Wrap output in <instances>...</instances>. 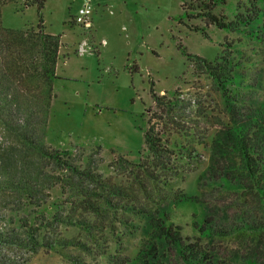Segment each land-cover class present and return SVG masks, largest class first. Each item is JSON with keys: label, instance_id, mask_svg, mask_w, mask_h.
Returning a JSON list of instances; mask_svg holds the SVG:
<instances>
[{"label": "trees", "instance_id": "1", "mask_svg": "<svg viewBox=\"0 0 264 264\" xmlns=\"http://www.w3.org/2000/svg\"><path fill=\"white\" fill-rule=\"evenodd\" d=\"M45 1L0 0V89L23 87L25 92L21 94L17 88L13 99L1 94L0 105L11 113L15 104L26 116L23 126L16 128L19 151L13 153L11 143L0 147V264H29L41 252L58 254L65 264H86L81 254H100L104 264H169V250H174L183 264H214L211 254L183 237L170 218L173 210L195 200L178 185L207 146L197 140L187 123L196 129L197 119L208 114L202 107L198 110L197 103L180 97V90L161 95L150 83L155 108L146 120L143 147L134 159L111 153L109 163L104 164L98 158L100 147L88 154H74L73 148L48 149L35 134L41 127L33 117H40L44 125L54 97L52 82L60 48L59 36L48 33L44 26L41 12ZM230 1L233 11L228 15L225 7ZM17 3L18 12L35 8L33 29L3 26L2 8ZM181 9L187 22L202 24L184 25L204 38H208V27L238 34L253 45L264 37V0H196L182 4ZM221 48L212 62L185 56L195 65L197 77L212 83L225 109L238 113L233 97L244 87L242 52L232 40H224ZM200 87L198 81L195 89ZM35 108L43 110L45 117L35 115ZM186 110L190 116H185ZM257 110L264 120V97ZM252 124L258 125V121L224 126L223 132L210 139V146L213 152L224 149L236 158L231 164L247 180L264 219V162L256 152V138L249 135ZM258 129L264 132L261 126ZM218 185L231 189L226 178H220ZM69 229L79 240L77 236L61 237ZM139 233L143 239L140 247L135 251L130 248L120 259L122 243ZM106 240L114 246L112 254L118 256L104 246Z\"/></svg>", "mask_w": 264, "mask_h": 264}, {"label": "rangeland", "instance_id": "2", "mask_svg": "<svg viewBox=\"0 0 264 264\" xmlns=\"http://www.w3.org/2000/svg\"><path fill=\"white\" fill-rule=\"evenodd\" d=\"M195 1L92 0V28L83 31L72 22L82 0H46L41 16L47 32L59 36L60 48L52 82L54 97L44 125L36 115L41 113L44 118L43 110L35 108L33 121L41 127L35 134L40 135L48 149L73 148L74 154H88L100 147L98 158L104 164L109 163L111 153L134 159L143 147L146 120L155 108L150 83L155 93L161 95L180 90V97L191 104L197 103L198 110L202 107L208 114L197 119L196 129L187 123L191 131L194 129L197 140L207 146L178 185L195 200L173 210L171 221L189 242L211 254L214 264H264L261 208L247 180L231 164L236 158L228 156L224 149L213 152L210 146V139L223 132L224 126L254 119L258 125L250 126L249 135L256 138L255 149L264 162V132L258 129V126L264 128V120L257 110L264 97V37L260 44L253 45L240 39L238 34L208 27V38H204L184 25L202 26L198 20L187 22L181 9L182 4ZM232 4L230 1L225 7L228 15L232 14ZM19 6L17 3L2 8L3 26L33 29L37 23L35 8L18 12ZM82 40L87 41L93 53L78 55L77 45ZM102 40L106 42L104 46H100ZM224 40L236 43L237 50L242 52L241 57L236 56L245 65L240 72L244 87L238 88L233 97L238 113L225 109L212 83L197 77L195 65L188 63L185 56L212 62ZM6 65L9 74L11 61ZM198 81L201 87L195 89ZM17 88L25 95L23 87ZM17 88L0 89V95L7 94L13 99ZM11 108L12 114L0 105V147L11 143L13 153H17L21 147L16 128L23 126L26 116L15 104ZM190 115L187 111L185 116ZM220 178H226L231 189L219 186ZM238 185L239 189L234 190ZM204 219L207 224L203 223ZM76 236L71 229L61 233L67 239ZM142 241L140 233L124 241L119 258L124 259L130 248L138 249ZM104 242L111 255L118 256L112 254L113 244ZM99 255L81 254L80 257L86 264H104ZM29 264H65V260L58 254L41 252ZM169 264H183L174 250H169Z\"/></svg>", "mask_w": 264, "mask_h": 264}, {"label": "built area", "instance_id": "3", "mask_svg": "<svg viewBox=\"0 0 264 264\" xmlns=\"http://www.w3.org/2000/svg\"><path fill=\"white\" fill-rule=\"evenodd\" d=\"M92 0H82L80 7L77 9L75 15L72 18L74 25L78 26L83 31H89L92 28ZM106 42L102 40L100 46H104ZM94 50L90 48L87 41L82 40L77 45L78 55L91 54Z\"/></svg>", "mask_w": 264, "mask_h": 264}, {"label": "crops", "instance_id": "4", "mask_svg": "<svg viewBox=\"0 0 264 264\" xmlns=\"http://www.w3.org/2000/svg\"><path fill=\"white\" fill-rule=\"evenodd\" d=\"M92 21H93V17H92ZM60 38H62L61 36H60ZM86 54H88V53H86ZM84 54H82L81 56H83Z\"/></svg>", "mask_w": 264, "mask_h": 264}]
</instances>
